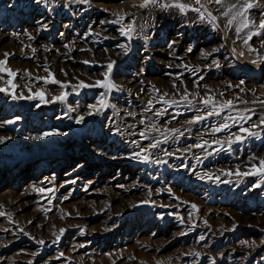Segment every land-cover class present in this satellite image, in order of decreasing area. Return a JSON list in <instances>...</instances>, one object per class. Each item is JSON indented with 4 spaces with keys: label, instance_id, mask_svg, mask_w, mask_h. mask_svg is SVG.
<instances>
[{
    "label": "rangeland",
    "instance_id": "1",
    "mask_svg": "<svg viewBox=\"0 0 264 264\" xmlns=\"http://www.w3.org/2000/svg\"><path fill=\"white\" fill-rule=\"evenodd\" d=\"M127 2L0 0V264H264V0Z\"/></svg>",
    "mask_w": 264,
    "mask_h": 264
},
{
    "label": "snow or ice",
    "instance_id": "2",
    "mask_svg": "<svg viewBox=\"0 0 264 264\" xmlns=\"http://www.w3.org/2000/svg\"><path fill=\"white\" fill-rule=\"evenodd\" d=\"M37 2H42V0H37ZM80 2H88V0H80ZM214 2H215L216 4H221V3L223 2V0H214ZM157 3H158V0H144V2H143L142 4L139 5V7L144 8V7H148L150 4L155 5V4H157ZM196 3H197V4H200V0H196ZM254 6H256V5H254L253 3H246V4L243 6V11H238L237 14H238V15H241V16H244L245 13H246L248 10L252 9ZM177 7L181 8V9H184V8L187 7V5L180 4V5H177ZM201 7H202V5H201ZM233 7H234V6H233ZM195 11L200 12L201 9H200V8H196ZM229 11H231V9H229ZM208 15H209V16H212L211 13H208ZM223 15L227 16V15H228V12H224ZM212 19L215 20L216 17H212ZM233 19H235V17H233ZM228 23L231 24V23H232V20H229ZM253 23H255V22L253 21ZM243 27H248V23L245 22V23L243 24ZM259 27L264 28V19H262V20L260 21V23H259ZM129 28H131V25H129ZM121 31L123 32V29H121ZM236 31H237V33H239V32L241 31V29H240V28H237ZM124 34H125V35H128V33H126V32H125ZM256 34H258V33H256ZM129 38H130V37H129ZM249 38H250V37H249ZM245 43H247V41H245ZM121 47H123V45H122ZM189 50H191V49H189ZM5 55H7V54H5ZM3 63H5V62H4V61H0V64H3ZM85 63H87V61H85ZM254 63H255V62H254ZM111 67H112V65L109 64V65H108V69L111 70ZM13 75H14V73H13ZM54 82H55V81H54ZM242 83H243V82H242ZM85 86H86V85H85ZM39 95H40V98L43 99V94L41 93V94H39ZM57 99H64V97H58ZM210 102H211V101H209V100H204V101H203V103H205V104H209ZM228 104L231 105V102L229 101ZM82 119H83V118L81 117V120H82ZM197 119L200 120V119H203V117H197ZM262 119H264V118H262ZM77 122L79 123L80 121H77ZM223 127H224V128H227L228 125L225 124ZM221 130H222V129H220V128L216 129V131H221ZM241 130H242V131H245V132L248 131V129H241ZM45 135H49V133H45ZM253 135H254V134H253ZM240 139H242V138H241V137H237V140H240ZM0 143H3V139H0ZM134 158H135V157H134ZM146 159H147V157H145V160H146ZM260 163H261L262 166H264V160H262ZM193 207H195V205H193ZM40 243H43V241H40ZM245 243H247V242H245Z\"/></svg>",
    "mask_w": 264,
    "mask_h": 264
},
{
    "label": "bare ground",
    "instance_id": "3",
    "mask_svg": "<svg viewBox=\"0 0 264 264\" xmlns=\"http://www.w3.org/2000/svg\"><path fill=\"white\" fill-rule=\"evenodd\" d=\"M138 1L139 0H128V2L126 3V4H128V5H134V4H136V3H138ZM215 23H216V21H214ZM204 42H206V41H204ZM203 42V43H204ZM236 53V52H235ZM237 54V53H236ZM239 65V64H238ZM239 67L241 68V66L239 65ZM199 137H200V140L201 141H204L205 139H203V137H205V136H208V135H210L209 133H208V131H203V132H200V133H198L197 134ZM202 144L203 143H199V144H197L196 146H194L195 147V151H200L203 147H202Z\"/></svg>",
    "mask_w": 264,
    "mask_h": 264
},
{
    "label": "water",
    "instance_id": "4",
    "mask_svg": "<svg viewBox=\"0 0 264 264\" xmlns=\"http://www.w3.org/2000/svg\"><path fill=\"white\" fill-rule=\"evenodd\" d=\"M211 17V16H210ZM212 18V17H211ZM215 21V20H214ZM231 54L233 56V58L238 62V64L241 66V69L244 70V71H255V70H258L259 67H262V69H264V65L263 66H252V65H247V64H244L242 63L238 57H237V54L233 51H231Z\"/></svg>",
    "mask_w": 264,
    "mask_h": 264
}]
</instances>
